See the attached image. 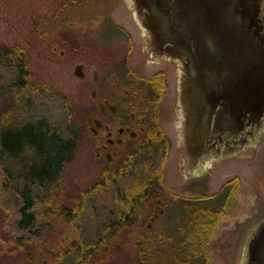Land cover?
<instances>
[{
    "label": "rangeland",
    "instance_id": "374dc122",
    "mask_svg": "<svg viewBox=\"0 0 264 264\" xmlns=\"http://www.w3.org/2000/svg\"><path fill=\"white\" fill-rule=\"evenodd\" d=\"M14 45L23 47L31 84L40 90L28 94L34 117L60 123L69 110L70 122L81 127L54 194L57 205L74 210L78 204L91 207L111 201L110 192L94 197L91 190L119 171L125 157L134 163L127 166L129 172L124 177L109 179L117 189L129 190L145 178L143 173L159 178L136 224L122 230L110 250L89 264H240L245 259L251 233L264 217V132L255 146H245L236 155L209 159L204 164L206 174L196 176L187 170L178 106L170 105L165 95L156 123L167 143L155 158L142 164L138 155L148 133L138 126L137 138L118 149L111 161L106 152L96 154L91 131L97 111V98L92 94L97 87L94 70L99 68L110 86L123 71L124 75L127 71L150 75L161 66L146 47L145 30L131 0H0V50ZM78 64H82V76L74 73ZM115 90L121 96L125 88L117 86ZM11 101L10 95H0V114ZM118 126L115 117L116 134ZM105 136L103 132V143ZM85 195L92 200H85ZM159 205L164 212L155 221L152 217ZM83 220L90 221V215ZM4 221L0 208V264H35L39 246L62 242L76 226L74 220L58 217L52 228L43 230L42 238L19 248L9 240Z\"/></svg>",
    "mask_w": 264,
    "mask_h": 264
},
{
    "label": "flooded vegetation",
    "instance_id": "af4514ba",
    "mask_svg": "<svg viewBox=\"0 0 264 264\" xmlns=\"http://www.w3.org/2000/svg\"><path fill=\"white\" fill-rule=\"evenodd\" d=\"M131 1L136 18L145 30L146 47L161 66L150 75L131 71L124 75L123 71V76L120 74L116 81L112 79L110 86V82L103 80L99 68L94 70L93 79L97 87L92 94L97 98V111L91 119V131L96 142V154L101 156L106 152L107 160L111 161L118 149L137 138L136 126L145 134L149 133V122L159 119V103L165 95H168L170 105L178 106L187 170L196 176L206 174L204 164L209 159L236 155L245 146H255L264 132L263 0L256 17L240 21L239 30L243 33V46L247 50L226 51L223 57L209 59L213 65L201 67L196 66L200 59L195 61L194 57L203 48L196 41L200 35L180 20L176 0H155L156 14L163 22L159 29H154V16L147 0ZM221 1L241 10V6H237L238 0ZM186 83L193 93V96L188 95L189 103L212 106L203 145L189 142L186 113L180 105L184 96L180 84ZM103 85L107 86L106 91L101 92ZM117 86L125 88L121 96L115 90ZM122 102L124 106L120 107ZM115 117L119 121L117 134L113 129ZM103 132H106L105 143L102 142ZM158 208L152 217L155 221L164 212L163 206ZM263 221L264 217L253 229L246 257L240 264L261 263L256 256L254 242ZM151 227L152 224L148 226Z\"/></svg>",
    "mask_w": 264,
    "mask_h": 264
},
{
    "label": "trees",
    "instance_id": "16d2710c",
    "mask_svg": "<svg viewBox=\"0 0 264 264\" xmlns=\"http://www.w3.org/2000/svg\"><path fill=\"white\" fill-rule=\"evenodd\" d=\"M113 26L126 35L120 26ZM30 78L23 47L2 48L0 95L8 94L12 99L0 114V208L5 214L4 225L8 228L9 240L22 248L30 241L42 238L43 230L52 228L56 218L74 220L75 229L61 238L62 242L39 246L35 264H89L95 256H102L110 250L122 230L136 224L137 215L159 178H149L143 173L141 176L145 178L129 190L117 189L109 179L118 178L116 175L124 177L129 172L127 166L131 164L128 168L133 167L134 161L125 157L119 171L91 190L96 196L103 191L110 192L111 201L91 204V207L78 204L74 210L57 205L54 194L64 164L76 147L81 127L70 122L69 110L60 123L35 118L28 94L40 90L31 84ZM149 131L138 155L142 164L155 158L167 143V137L162 135L156 120L149 122ZM146 179L150 180L145 183ZM229 182L226 181L220 190ZM84 199L92 200L87 195ZM86 208H90L89 212ZM87 214L90 221L83 220Z\"/></svg>",
    "mask_w": 264,
    "mask_h": 264
},
{
    "label": "water",
    "instance_id": "95a60500",
    "mask_svg": "<svg viewBox=\"0 0 264 264\" xmlns=\"http://www.w3.org/2000/svg\"><path fill=\"white\" fill-rule=\"evenodd\" d=\"M147 2L154 16V29H159L163 26V22L156 14L155 0H147ZM260 3L261 0H238L237 6H241V10H237L235 6L229 7L221 0H176L180 20L189 25V28H193L195 34L200 35L196 41L203 45V48L194 56L195 61L200 59L196 66L213 65L209 63V59L223 57L226 51H246L241 36L243 33L239 30L240 21L256 17ZM182 51L186 52L185 49ZM81 68L82 64L76 65L74 73L82 76ZM187 84H180L184 94L180 105L186 113V131L189 133L191 144L203 145L209 128L212 106L189 103L188 95L193 96V93ZM254 243L256 256L260 259V264H264V221Z\"/></svg>",
    "mask_w": 264,
    "mask_h": 264
}]
</instances>
